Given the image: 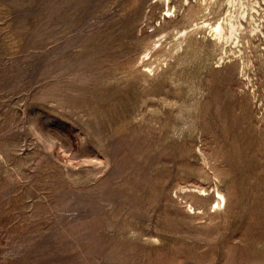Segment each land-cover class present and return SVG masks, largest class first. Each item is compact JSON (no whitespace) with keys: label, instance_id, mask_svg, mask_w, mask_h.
I'll use <instances>...</instances> for the list:
<instances>
[{"label":"rangeland","instance_id":"1","mask_svg":"<svg viewBox=\"0 0 264 264\" xmlns=\"http://www.w3.org/2000/svg\"><path fill=\"white\" fill-rule=\"evenodd\" d=\"M158 1L0 0V264H264V45Z\"/></svg>","mask_w":264,"mask_h":264},{"label":"bare ground","instance_id":"2","mask_svg":"<svg viewBox=\"0 0 264 264\" xmlns=\"http://www.w3.org/2000/svg\"><path fill=\"white\" fill-rule=\"evenodd\" d=\"M169 1L162 0L166 11L163 22L173 21L176 23L175 20L180 14L182 15L180 22L185 25L182 28L174 27L171 30H175L171 36L177 39L176 47L173 48L176 51L171 52V54L183 51L182 42L186 41L190 35H194V41H209L215 46H219L221 57L225 56L226 59L237 60L241 67L247 68L251 63L247 50L255 48L259 52L260 44H256L258 40L262 42L261 46L264 45V0H173V5ZM191 4H196L199 7L196 19H192L190 15L184 13L186 7ZM215 8L222 9V13L216 18L211 11ZM187 23L191 24L187 25ZM168 39L169 36L164 41ZM158 43L160 44L159 40L154 42L157 46ZM166 62L164 64L167 67L168 63ZM196 193L199 197L208 194L203 188H197ZM214 193H217L218 197L214 196L212 203H216L219 208L221 202H224V196L218 190Z\"/></svg>","mask_w":264,"mask_h":264}]
</instances>
